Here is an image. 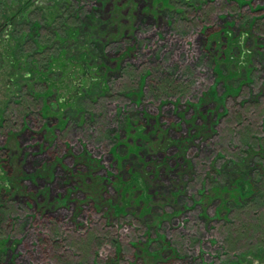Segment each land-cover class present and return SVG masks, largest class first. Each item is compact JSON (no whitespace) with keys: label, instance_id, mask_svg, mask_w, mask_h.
<instances>
[{"label":"rangeland","instance_id":"1","mask_svg":"<svg viewBox=\"0 0 264 264\" xmlns=\"http://www.w3.org/2000/svg\"><path fill=\"white\" fill-rule=\"evenodd\" d=\"M13 16L0 264H264V0H0Z\"/></svg>","mask_w":264,"mask_h":264},{"label":"trees","instance_id":"2","mask_svg":"<svg viewBox=\"0 0 264 264\" xmlns=\"http://www.w3.org/2000/svg\"><path fill=\"white\" fill-rule=\"evenodd\" d=\"M15 13H12V15H14ZM30 16V15H29ZM11 20H14V16L13 17H10L7 21H4L3 20V22L1 21V23H0V27H2V26H4V23H7V24H5L8 28H10L11 27V24H10V21ZM35 21V20H34ZM38 43L40 44L41 42H39L38 41ZM232 162L234 163V161L232 160ZM247 168H249V167H247ZM256 168H258V167H256ZM246 174V173H245ZM237 179H239V178H237ZM236 179V180H237ZM236 180H234V181H236ZM238 182H241V181H238ZM249 183V182H248ZM249 185H250V183H249ZM263 218H264V214H263ZM260 243V242H259Z\"/></svg>","mask_w":264,"mask_h":264}]
</instances>
